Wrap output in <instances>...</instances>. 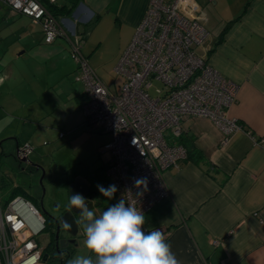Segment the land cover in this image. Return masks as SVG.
I'll return each mask as SVG.
<instances>
[{
  "label": "crops",
  "instance_id": "obj_1",
  "mask_svg": "<svg viewBox=\"0 0 264 264\" xmlns=\"http://www.w3.org/2000/svg\"><path fill=\"white\" fill-rule=\"evenodd\" d=\"M193 1L209 30L197 51L238 84L236 101L228 112L241 128L224 141L211 120L194 116L181 121L178 135L169 133V143L197 148L203 158L198 162L183 159L163 171L169 193L144 212L143 227L164 230L165 241L180 264H264V0ZM148 2L57 0L55 16L69 39L59 36L46 43L37 21L12 12L0 1V28L14 41L5 51L8 54L20 43L39 51L44 43L49 44L50 53L70 52L69 40L81 46L86 24L103 19L126 33V47ZM3 42L0 38V45ZM2 58L0 95L4 100L9 92L3 87L13 74L11 62L17 59L7 65ZM7 135L2 139L10 138V149L16 150L18 138Z\"/></svg>",
  "mask_w": 264,
  "mask_h": 264
},
{
  "label": "built area",
  "instance_id": "obj_2",
  "mask_svg": "<svg viewBox=\"0 0 264 264\" xmlns=\"http://www.w3.org/2000/svg\"><path fill=\"white\" fill-rule=\"evenodd\" d=\"M12 12L37 21L46 43L67 37L61 22L42 0H1ZM54 3L57 0H46ZM209 35L193 0H149L135 32L114 70L124 77L119 92L111 91L89 66L80 42L69 40L70 55L86 99L85 121L108 133L101 146L110 159L106 168L117 194L143 213L169 193L163 171L187 157L182 144L168 142L178 135L184 119L206 117L224 141L241 128L229 107L238 84L199 54ZM69 39V38H68ZM20 145L19 159L31 152ZM44 216L29 199L15 195L0 201V264H40L44 247L35 235ZM159 228L143 227L145 232ZM165 236V232L159 229Z\"/></svg>",
  "mask_w": 264,
  "mask_h": 264
},
{
  "label": "rangeland",
  "instance_id": "obj_3",
  "mask_svg": "<svg viewBox=\"0 0 264 264\" xmlns=\"http://www.w3.org/2000/svg\"><path fill=\"white\" fill-rule=\"evenodd\" d=\"M85 27L81 51L104 84L111 91L119 92L124 77L117 74L114 67L128 46L124 45L126 33L105 19L100 22L92 20ZM0 38L4 39L0 55L5 64L8 65L14 57L17 59L11 62L13 74L3 87L9 93L4 95V100L0 95V141L8 134L18 138L19 145L29 143L32 146L29 161L38 162V166L46 171L42 181L35 184L25 169L30 163L22 162L20 166L13 160L15 148L10 149L12 141L6 138L0 144V201L5 204L13 196L21 195L39 208L46 219V227L35 238L40 246L45 247L50 238L49 214L56 215L68 198V189L62 186L66 178L80 177L90 183L94 194L90 210L96 215L119 201L115 195L113 199L103 197L96 187L98 184L106 188L112 185L106 172L110 154L101 151L110 135L85 121L81 106L86 95L83 84L75 79L77 64L68 50L62 54L61 49L50 53L49 44L42 43L38 51V47L31 50V46L23 47L20 43L11 47L7 54L5 48L14 44L13 37H5L0 28ZM56 59L58 61L51 65ZM16 186L20 188L17 191ZM43 188L44 196L41 197ZM41 200L47 213L41 210ZM73 238L75 242L64 243L71 249L64 264L78 255H91L84 246L82 226Z\"/></svg>",
  "mask_w": 264,
  "mask_h": 264
},
{
  "label": "clouds",
  "instance_id": "obj_4",
  "mask_svg": "<svg viewBox=\"0 0 264 264\" xmlns=\"http://www.w3.org/2000/svg\"><path fill=\"white\" fill-rule=\"evenodd\" d=\"M96 187L109 199L117 192L115 185ZM68 208L79 210L77 223L83 228L84 246L91 255H78L67 264H180L162 232H145V214L124 199L96 215L86 198L75 193L70 196ZM65 227L71 224L66 222Z\"/></svg>",
  "mask_w": 264,
  "mask_h": 264
},
{
  "label": "water",
  "instance_id": "obj_5",
  "mask_svg": "<svg viewBox=\"0 0 264 264\" xmlns=\"http://www.w3.org/2000/svg\"><path fill=\"white\" fill-rule=\"evenodd\" d=\"M1 142L2 141H0V143ZM16 151H18V148L16 149ZM20 160L21 161H27L25 158H22ZM30 163H31L32 166L38 168V164L32 163V162H30ZM42 172H43V170H42ZM39 181L41 182L42 178H40ZM90 191H91L92 195H94L93 191L91 190L90 183H88V181H86L84 179H81V178H74L68 184V197H69V200H70V196L75 194V193H79L82 196H84L87 193H89ZM43 192H44V188H43ZM90 197H91V195L87 198V200H89ZM91 199H93V196H92ZM92 205H93V202H91V204H88L89 208L92 207ZM40 207H41V210L43 211V213H47V211L43 208L42 200L40 201ZM78 213H79V210L72 209L71 211H65L63 214H61L59 216H55V215H50L49 214V217L51 219H53L54 221H56V223H57L54 238L56 240V242H55L56 253L59 254V256L61 258L59 264H64L66 259L71 254L70 252L65 251V252H67L66 256L64 258L62 257V252H61V250L59 249V246H58L59 229H60L61 226L65 227V223L67 222L68 224H71V227L70 228L65 227L66 232L69 233L70 235H75L77 233V231H78V223H77V219H76L75 215L78 214ZM49 256H50V254L48 252H44L42 254L41 261L43 263H46V260L49 258Z\"/></svg>",
  "mask_w": 264,
  "mask_h": 264
},
{
  "label": "flooded vegetation",
  "instance_id": "obj_6",
  "mask_svg": "<svg viewBox=\"0 0 264 264\" xmlns=\"http://www.w3.org/2000/svg\"><path fill=\"white\" fill-rule=\"evenodd\" d=\"M18 149H19V146H18ZM12 157H13V160H14V161H18V164H19L20 166H21V163H22V162H28V163H30V161H29V159H28V156L25 157V159H26L27 161H21V160L18 158V155H17V151H16V150H15V152L13 153ZM25 169L29 172V174L32 175V180H33V182H34L35 184H38V180H39L40 178H42L43 176H45V173H46V171L44 172V170H43L40 166H38V168H37V167L32 166L31 163H30V165H28ZM38 170H39V171H38ZM42 170H43V172H42ZM38 174H39V176H40L39 178H38ZM72 179H73V178H72ZM72 179H67V178H66V180L62 182V186H64L66 189H68V184L72 181ZM90 187H91V186H90ZM91 190H92V188H91ZM40 195H41V197L44 196V192H42V194H40ZM90 195H91L90 199L87 200V198H88ZM92 196H93V195H92L91 191H90L89 193H87L86 195H84V197L86 198L88 204H91V202H92V199H91ZM68 203H69V197L67 198V201L64 203V205H62V206L58 209V213H57L55 216H59V215L63 214L65 211H71L72 209L70 210V209L68 208ZM55 205H58V204H55ZM42 215H43V214H42ZM75 217H76V219H77V221H78V220L80 219L79 213L76 214ZM44 219H45V218H44ZM50 222L52 223V225H54V228H55V230H56V226H57L56 221H54L53 219H51ZM44 225H45V221H44ZM80 227H81V226L78 224V231H77V233H76L75 235H70L69 233L66 232L65 227H62V226L60 227V229H59V237H58V246H59V249H60L61 252H62V257H63V258L66 256V253H67V252H71L70 247H69V248H68V247H65V246H64V243H66V242H68V241H70V240L73 241V239H74V242H75L76 239L73 238V237L76 236V235L78 234V232H79V230H80ZM55 230H54V235H55ZM55 242H56V240H55V238H54L53 248L51 249V251H49L50 248H48V247L45 248L44 251H43V252H48V253L50 254L49 258L46 260V263H48V262H53L54 264H56V263L59 264V262H60V260H61L59 254L56 253ZM65 251H67V252H65Z\"/></svg>",
  "mask_w": 264,
  "mask_h": 264
},
{
  "label": "trees",
  "instance_id": "obj_7",
  "mask_svg": "<svg viewBox=\"0 0 264 264\" xmlns=\"http://www.w3.org/2000/svg\"><path fill=\"white\" fill-rule=\"evenodd\" d=\"M47 7L54 15L56 14V8H55V5L53 3L47 4ZM186 150H187V157L185 158L186 160L190 159V160H193L195 162H198L199 160H202L203 155H202V153H201V151L199 149H197V148L187 149L186 148ZM19 189L20 188L18 186L15 187V191H17ZM45 221H46V219H45ZM50 224L51 225L48 228L49 229L50 238H49V241H48L47 245L44 247V249L47 248V247L50 248L49 251H51V249L53 248L54 230H55L54 225H52L51 222H50ZM44 227H46V225ZM44 264H54V263L53 262H48V263H44ZM56 264H58V263H56Z\"/></svg>",
  "mask_w": 264,
  "mask_h": 264
}]
</instances>
